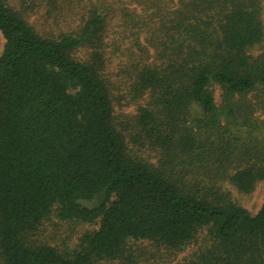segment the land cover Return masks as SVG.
<instances>
[{
	"label": "trees",
	"instance_id": "1",
	"mask_svg": "<svg viewBox=\"0 0 264 264\" xmlns=\"http://www.w3.org/2000/svg\"><path fill=\"white\" fill-rule=\"evenodd\" d=\"M0 31V264H169L206 229L180 264H264V207L189 177L264 180L262 0H0ZM193 110L217 139L196 138ZM221 118L261 142H225ZM55 208L99 225L79 251L35 242Z\"/></svg>",
	"mask_w": 264,
	"mask_h": 264
},
{
	"label": "rangeland",
	"instance_id": "2",
	"mask_svg": "<svg viewBox=\"0 0 264 264\" xmlns=\"http://www.w3.org/2000/svg\"><path fill=\"white\" fill-rule=\"evenodd\" d=\"M262 6L264 10V0H262ZM5 44V38L0 31V56L5 49ZM114 64L115 57H113L111 60V66H116ZM220 93V90L217 89L218 100H220ZM115 108H117V115H123L122 117L120 116L119 120H123L126 116L127 117L125 119H130L137 112L134 105L126 106L123 101L122 104H118ZM199 112L200 111L198 110H193V121L188 125L195 130L197 139L207 142L214 141L219 137L217 136V132L220 131L198 127L196 119L201 117ZM123 124L125 125L126 122H123ZM220 125L224 132L223 139H225V142H230L237 147L242 146L249 139H251L249 141H252L255 144H259L261 142V139L256 135H253L250 138L249 135L245 133L235 132L231 124L223 118L220 119ZM141 155H143L146 160L154 163L155 165L158 164L160 159L159 154L149 149H143V154ZM248 165L249 163H247V166ZM218 170L219 165H214L213 169H211V171L207 172L206 174H189V177H193V179H196L198 182L202 183V185H200L194 182L197 185L191 186L192 191H199L201 194L208 193L209 199H215L216 203H219L222 206L229 203L237 204L238 206L247 209L252 215L257 214L264 207V180L260 181L256 185L254 191L250 193H244L240 191L232 181V176L236 172L234 166L227 167L225 172H220ZM98 228L99 225L97 224L90 225L74 221H61L58 218V213L55 208L48 219L43 222L40 231L35 236V242L37 245H47L51 248L57 249L62 253L72 254L81 249L84 236L88 233L97 231ZM211 238H213V235L210 234V230H204L200 237V244L182 252L177 257H175L174 260L172 259L169 264L192 262V259H194V257L199 253L200 246L205 247L206 245H209Z\"/></svg>",
	"mask_w": 264,
	"mask_h": 264
}]
</instances>
